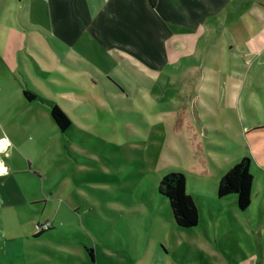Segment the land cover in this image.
Listing matches in <instances>:
<instances>
[{
	"label": "rangeland",
	"instance_id": "374dc122",
	"mask_svg": "<svg viewBox=\"0 0 264 264\" xmlns=\"http://www.w3.org/2000/svg\"><path fill=\"white\" fill-rule=\"evenodd\" d=\"M231 31L235 42L224 36L207 55L178 57L139 88L126 71L108 77L125 92L80 73L73 86L57 77L40 95L30 89L37 99L28 106L20 70L0 63V139L10 142L0 150V264H11L1 260L11 239L21 264H68L63 254L84 260L85 250L95 264H234L259 236L264 245V38L256 20L251 43L241 26ZM59 92L82 102L65 133L49 113L63 104ZM244 157L255 229L235 196L209 201ZM172 172L201 211L195 228L176 227L158 192Z\"/></svg>",
	"mask_w": 264,
	"mask_h": 264
},
{
	"label": "crops",
	"instance_id": "0c3cea01",
	"mask_svg": "<svg viewBox=\"0 0 264 264\" xmlns=\"http://www.w3.org/2000/svg\"><path fill=\"white\" fill-rule=\"evenodd\" d=\"M239 13L242 19L238 20ZM253 20L263 32L259 37L264 38V0H0V63L20 70L24 90L38 95L44 82L57 84L59 77L73 86L80 73L111 81L110 85L125 92L108 77L126 71L139 88L145 77L154 80L159 71L175 66L178 57L191 60L207 55L217 43L222 44L224 36L229 44L235 42L234 26H241L251 43L248 30ZM58 96L63 104L56 105L70 119L69 113L82 102L68 92ZM185 190L194 200L186 182ZM215 191L216 187L209 201L217 203L222 199L216 198ZM249 207L242 212L236 203L255 229ZM258 240L257 247L234 264H264L263 239ZM4 246L1 260L21 264L16 260L22 252L18 241L11 239ZM84 252V260L63 255L68 264H95L94 256Z\"/></svg>",
	"mask_w": 264,
	"mask_h": 264
},
{
	"label": "trees",
	"instance_id": "16d2710c",
	"mask_svg": "<svg viewBox=\"0 0 264 264\" xmlns=\"http://www.w3.org/2000/svg\"><path fill=\"white\" fill-rule=\"evenodd\" d=\"M151 2L153 3V0ZM22 95L27 103L37 99L34 94L27 90H24ZM49 113L60 133H65L71 125L69 118L55 104L50 106ZM249 168L250 160L247 157L242 158L229 168L216 186V198L220 200L235 196L238 210L244 212L251 202L253 177ZM158 192L168 200L171 216L176 227L191 229L197 226L199 210L193 198L186 193L185 179L181 173L172 172L163 176L158 186ZM88 255L91 258L93 257L92 250H88Z\"/></svg>",
	"mask_w": 264,
	"mask_h": 264
},
{
	"label": "built area",
	"instance_id": "2783aa9c",
	"mask_svg": "<svg viewBox=\"0 0 264 264\" xmlns=\"http://www.w3.org/2000/svg\"><path fill=\"white\" fill-rule=\"evenodd\" d=\"M6 146H7V145H6ZM6 146H5V147H6ZM5 147H4V148H5ZM50 227H51V225H50L48 222L44 223L43 225H36V226H35V229L37 230L36 234H40V233H42L44 230H49Z\"/></svg>",
	"mask_w": 264,
	"mask_h": 264
},
{
	"label": "clouds",
	"instance_id": "9594fccd",
	"mask_svg": "<svg viewBox=\"0 0 264 264\" xmlns=\"http://www.w3.org/2000/svg\"><path fill=\"white\" fill-rule=\"evenodd\" d=\"M10 143L7 139V137L0 139V150H3V148ZM5 171L4 167L2 164H0V172Z\"/></svg>",
	"mask_w": 264,
	"mask_h": 264
}]
</instances>
